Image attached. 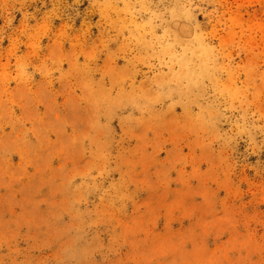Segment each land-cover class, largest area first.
I'll use <instances>...</instances> for the list:
<instances>
[{
    "label": "rangeland",
    "instance_id": "374dc122",
    "mask_svg": "<svg viewBox=\"0 0 264 264\" xmlns=\"http://www.w3.org/2000/svg\"><path fill=\"white\" fill-rule=\"evenodd\" d=\"M0 264H264V0H0Z\"/></svg>",
    "mask_w": 264,
    "mask_h": 264
}]
</instances>
